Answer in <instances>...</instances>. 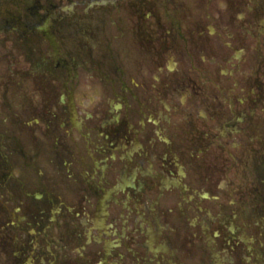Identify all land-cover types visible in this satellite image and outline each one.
Listing matches in <instances>:
<instances>
[{
  "label": "flooded vegetation",
  "instance_id": "obj_1",
  "mask_svg": "<svg viewBox=\"0 0 264 264\" xmlns=\"http://www.w3.org/2000/svg\"><path fill=\"white\" fill-rule=\"evenodd\" d=\"M0 33V264H264V0H0Z\"/></svg>",
  "mask_w": 264,
  "mask_h": 264
},
{
  "label": "rangeland",
  "instance_id": "obj_2",
  "mask_svg": "<svg viewBox=\"0 0 264 264\" xmlns=\"http://www.w3.org/2000/svg\"><path fill=\"white\" fill-rule=\"evenodd\" d=\"M3 37H4V35L0 33V40H1ZM10 46H11V45H10V42L4 41L3 48L0 49V54H3L4 51L6 52L7 50H10ZM1 50H4V51H1ZM63 50H65V49H63ZM4 82L7 83V80L5 79ZM6 83H5V84H6ZM0 85H1V83H0ZM4 90H5L4 87L1 86V87H0V93H4ZM0 102H1V100H0Z\"/></svg>",
  "mask_w": 264,
  "mask_h": 264
}]
</instances>
